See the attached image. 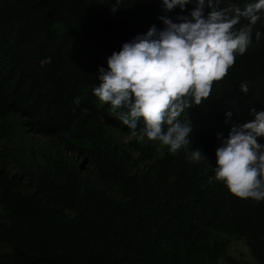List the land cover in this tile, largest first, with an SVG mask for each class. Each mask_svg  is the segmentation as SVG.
Instances as JSON below:
<instances>
[{
    "label": "trees",
    "instance_id": "trees-1",
    "mask_svg": "<svg viewBox=\"0 0 264 264\" xmlns=\"http://www.w3.org/2000/svg\"><path fill=\"white\" fill-rule=\"evenodd\" d=\"M250 2L220 0V7ZM195 6L0 0V264H247L226 254L223 236L243 239L264 264V200L237 198L215 179V151L232 124L254 119L251 108L264 111V13L210 97L178 117L192 132L175 154L158 140L140 141L118 118L126 109L93 94L113 52L153 25L163 30L157 17L178 23ZM248 22L242 17L235 29ZM17 125L56 152L10 173L6 144ZM124 135L133 138L122 142ZM197 148L204 160L193 163L187 153Z\"/></svg>",
    "mask_w": 264,
    "mask_h": 264
},
{
    "label": "clouds",
    "instance_id": "clouds-1",
    "mask_svg": "<svg viewBox=\"0 0 264 264\" xmlns=\"http://www.w3.org/2000/svg\"><path fill=\"white\" fill-rule=\"evenodd\" d=\"M119 0H117V3ZM191 0H161L163 10L182 11ZM188 15L177 16L178 23L159 16L164 28L151 26L145 34L125 42L120 51L107 59V68L99 67V84L93 94L120 112L118 118L140 141H160L177 153L190 141L192 129L178 117L211 95L214 82L222 80L243 55L253 37V26L264 13V0H254L243 9L236 5L220 7V0H195ZM205 5L210 11L205 16ZM116 4L111 11L117 10ZM248 24L238 30L241 18ZM261 32H255L259 41ZM248 93V85L240 84ZM189 98V99H186ZM79 98L73 103L79 104ZM254 119L233 123L228 138L215 151V179L240 199L264 200V111L250 109ZM226 116L230 117L231 113ZM143 128L138 130L139 121ZM227 122V121H226ZM167 126V127H165ZM193 163L204 160L199 148L187 153Z\"/></svg>",
    "mask_w": 264,
    "mask_h": 264
},
{
    "label": "rangeland",
    "instance_id": "rangeland-1",
    "mask_svg": "<svg viewBox=\"0 0 264 264\" xmlns=\"http://www.w3.org/2000/svg\"><path fill=\"white\" fill-rule=\"evenodd\" d=\"M23 130L24 129L20 125L15 126L13 128L11 139L6 144V147L10 149L11 157L7 160L5 167L9 169L10 173H13L15 170L21 171L22 169H26L31 166L41 165L45 157L56 152L55 146L52 143H49L48 140L32 136L31 134L25 133ZM118 138L122 142H126L133 137L131 135H124ZM159 146L161 148L166 147V145L162 142ZM158 152L161 154L160 149ZM66 154L68 157L73 156L67 152ZM78 161L80 163L82 159L79 158ZM83 169L90 170L88 162L84 163ZM223 237L228 242L226 251L227 255L239 259L247 264H259L250 256L243 239ZM5 251L6 249L0 245V253Z\"/></svg>",
    "mask_w": 264,
    "mask_h": 264
}]
</instances>
